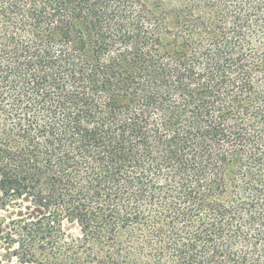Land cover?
<instances>
[{
    "label": "trees",
    "instance_id": "trees-1",
    "mask_svg": "<svg viewBox=\"0 0 264 264\" xmlns=\"http://www.w3.org/2000/svg\"><path fill=\"white\" fill-rule=\"evenodd\" d=\"M0 210L8 264H264V0H0Z\"/></svg>",
    "mask_w": 264,
    "mask_h": 264
},
{
    "label": "rangeland",
    "instance_id": "rangeland-1",
    "mask_svg": "<svg viewBox=\"0 0 264 264\" xmlns=\"http://www.w3.org/2000/svg\"><path fill=\"white\" fill-rule=\"evenodd\" d=\"M7 211L6 210H0V221L7 219ZM9 219H7L8 221ZM5 225V222H4ZM6 234H4L5 236ZM7 241L6 238L0 239V264H8V253L6 248Z\"/></svg>",
    "mask_w": 264,
    "mask_h": 264
}]
</instances>
